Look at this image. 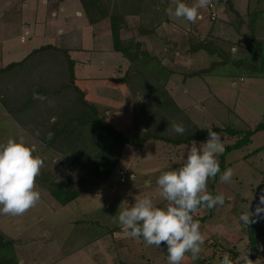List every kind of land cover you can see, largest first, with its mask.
<instances>
[{"label":"rangeland","instance_id":"rangeland-1","mask_svg":"<svg viewBox=\"0 0 264 264\" xmlns=\"http://www.w3.org/2000/svg\"><path fill=\"white\" fill-rule=\"evenodd\" d=\"M168 1V7H174V5H172V0ZM233 1L235 5L240 8H244L247 4V0ZM256 1L259 0H249L248 5L256 6ZM211 3H215L214 8H211L209 5L206 8L199 9L198 17L194 23L188 22L184 19H176L174 16L170 17L165 14L168 19L166 22L170 24L171 31H169V29L159 28L161 27V23L156 26L155 31L151 36H162L160 37V40H162L163 43L164 40L167 41V44H164L167 46L166 52H170V54L167 53L168 58L165 60V63L170 66L172 73H175L174 75H171L175 79H180V76L186 74L188 69H192V66L197 67V60H199L200 63L202 62V65L206 67L216 58L215 55L205 52L206 55L204 59H200L198 55L200 54L199 51L196 52L197 55L194 53L193 57L189 56L190 59L185 57L187 55H183L182 52H185L187 49V44L186 39L185 41L181 39L183 35L192 34L199 40H211L213 36L214 38L215 36H218L219 38L227 37L223 40L229 41L228 52L230 54L232 52L231 57L234 58V62L232 61V64L229 62L226 68L218 66L213 67L209 72H219L221 73V77L230 78L229 81L231 80L234 84L228 87L222 85L218 90H211L209 92L203 90L201 92L202 95H200L199 92L195 93L193 90L188 91L189 94L187 95V99L188 102L191 103L194 100L199 102L200 98L206 100V97H209L210 95L209 93L215 97L217 96L216 101L214 100V97L213 99L208 98L209 101L204 102L205 104L204 107L202 106L203 108L198 105L197 107L202 111L193 108L191 112L188 110V113L190 116H193V119H195L200 126V129L217 125L222 128L228 127L247 131L254 128L259 123H264V40L259 45L261 46L260 48L253 43L249 46L250 51H245L244 47L248 46L245 42L246 32L248 30L247 27L238 23L239 21L235 14L229 9V4L226 3V0H211ZM259 3H262L261 6H264V0H261ZM256 11L258 15L256 24L259 23L264 25V8L257 9ZM256 11L250 13L256 14ZM136 19L134 17H131V21L128 19L129 28L121 31L123 37L128 36V38H132L136 34V36H138L137 38H139L136 27L138 23H140V19L139 17ZM222 21L225 24L220 25L219 22ZM108 27L109 25H105L104 28H101V34L108 33ZM259 33H264V28H261ZM172 37L176 38L175 42L171 39ZM73 39L74 43L70 45L71 47L73 45H79V43H82L80 46L84 45V43L77 39L76 36ZM169 39H171V41H169ZM110 41L112 43V40ZM222 44L224 45V43ZM231 49L233 50L231 51ZM46 55L47 53L43 52L40 55L41 58L36 60L30 59L29 63L27 62V64H24L21 67H15L13 70L9 71L8 74L0 76V104H2L5 109L8 110L9 114L16 119L21 114L20 108L28 98H32L33 100L31 105H29L30 107L34 106V102L38 100H53L55 105L53 104V109L51 108V115L56 118L59 116L62 111L61 109L63 108V106H60V103H62L63 100L68 103L77 95L72 88H67L66 90L58 92L46 88L47 86H45L44 83H47V80L53 87H57L58 85L67 82L63 54L56 52L55 54H51V56L45 57ZM168 60H170V62H168ZM138 64L141 66L143 72L145 74L147 73L149 76H152V73L155 74L154 72H157L155 77L158 82L162 81V79L165 80L167 77L166 71H162L159 67L160 65L157 67V63L153 64L149 59H146L143 63L138 60ZM35 69L39 74H33ZM221 69L224 72H220ZM51 70H54L52 74L50 73ZM35 93L38 94L34 96ZM159 100H162V98H159ZM57 103H59V106H56ZM162 103L166 104V101H162ZM165 108L168 109L169 114H173L172 116L174 119L175 117H181V120H185V117H182V110H177L176 112L172 109L170 113V108H167V106L154 107L147 110H143V108L140 107L137 108L136 111L137 114H144L143 119L146 120V117L151 113V110L155 117H159L161 114L166 115ZM129 109L130 107L126 109L127 113ZM127 116L130 115L128 114ZM139 124L140 123L138 122V125ZM184 125L186 128V123H184ZM3 126H6V124L0 122V132L1 127ZM193 130L195 131V129L186 128L185 134H191L190 132ZM116 131L119 132L115 129V132ZM217 133L221 135L224 147L232 146L241 138V135L232 136L228 135L225 131H219ZM12 134L13 133L6 132L4 135L5 138H1L0 135V143L6 142ZM14 136V138H16V134ZM25 138L28 143L30 139L26 136ZM207 138L203 141L192 139L187 141L186 144L188 148H190L191 146L189 145H191V141L194 140L197 142V146H199L202 142H205ZM186 154L187 150L182 148L178 154L171 155V163L167 162L163 156L160 158L159 162H155L158 158L156 160L145 159L143 164L145 167L147 166V168H149L156 166L155 163H166L169 164V169L166 171H169L172 168L175 169L182 166L184 159H186ZM123 156L122 163L126 165L136 156L140 155L137 147H130ZM55 158L58 170L48 176H45L40 172V175L38 176L39 178L43 176L46 177H43V179L47 183L53 179L59 181L64 180L67 184L71 185V173H73L75 177H80V175L83 176V178L87 177L85 171L69 170L70 163L66 157L57 154L55 155ZM148 158H150V156ZM217 158L219 165L221 166L223 164V169L216 179L210 178L208 180L207 187L208 191L213 196L223 193L225 196V203L222 206L217 205L211 209L201 207L198 211V216H207L203 223L199 222L200 231L205 236V243L202 246V252L200 253L199 258L196 261H193L191 259V254L188 253L189 255H186L192 262H187L185 260L187 258L184 259V262L185 264H218L214 257H210L213 253L215 255L216 251H214L213 246L210 244L215 243V245H218L216 255H221L223 252L229 253L230 250H234L239 254L237 258H233L230 251V255L235 261L248 250L250 259L254 262L257 261V264H264V219H259L258 222L252 224L254 227L251 229H253L254 233L256 232L257 235H254L255 243L251 244L250 239L247 236L249 226L247 227L243 225V223L238 220V217L243 211L241 205L250 204V211L254 212L256 205L259 203V196L261 193H264V129L254 131L252 135H250V139L247 143L232 147L230 150L225 151L224 155L219 154ZM142 160L143 159H141V161ZM228 168L233 170L232 180L227 183L221 182L220 175ZM123 171L124 170L119 166L106 180L101 179V183L96 181L94 184L87 186L83 195L78 198V202H80L79 204L81 205L78 203H71L64 208L57 207L55 209H49L48 204L46 205L39 200L35 207L31 208L23 215L11 216L0 214V231L7 237L13 238L20 262L22 261V264H43V262L50 261L55 254L56 257H58V250H62L61 252L65 253L67 248L76 246L75 235L71 234V232L76 231L77 229L82 230L84 227H82L81 222H79V227H73V217H76V212H78V210H84V208L90 205L88 204L87 199L93 202L89 197L90 194L93 195L96 191L101 193L98 197L101 199V225L99 223L96 224L94 227L99 226V228L90 229L91 231H88L87 234H94L103 229H108L115 223L117 224L118 221L116 217L118 216L122 200L123 202L127 201L134 204L137 196V198L149 197V191L154 190L153 193H158V195H156L158 198L153 200V202L160 201L164 202L163 204L167 203L160 195L159 187H145L144 184L146 182L142 178L139 179V183L137 184L138 188L127 193V189L132 190L131 185H134V182L132 181L130 174H126L127 180L125 182H120L125 179L124 172L127 173L129 170ZM142 173L145 174V171H142ZM157 175L159 174L157 173ZM94 176L98 177L99 175L96 176L94 174ZM121 178H123V180H121ZM134 181L136 182L137 180ZM156 181L157 177H154L153 182L156 183ZM80 188L81 187L76 185L74 187V189L77 190H80ZM111 201L112 203L110 204ZM76 204L79 206L75 207ZM208 213L210 214L208 215ZM261 216H264V213H261ZM86 222H88V220ZM30 227L35 228L37 234L42 232L43 229L46 230V232L43 231L44 234L47 237L52 235L50 238L53 239L52 241L54 244H57L58 250H54V252H51L53 254L46 257L45 254H48L49 251L45 249L50 247V243L47 241L45 242L47 244L44 245L42 240L39 248L37 247L36 249L32 248V250H29V247L26 246L29 239L33 237L38 240L34 232L30 231ZM69 236L70 240L65 243V238H69ZM87 237L90 238L89 235H87ZM124 238H126V240ZM107 239H110L109 235L107 236ZM121 240H124V243ZM125 246H128L130 250H127ZM99 247V245L93 246V248ZM112 247L113 248H109L110 255H107L106 253L102 255L101 253V264H118L121 262L124 264H168L166 245L162 244L161 247H156L154 245L147 246L142 237L136 239L121 235L120 241L116 243V247L115 245H112ZM254 248H257L256 252H254ZM103 249L104 248L101 246V250ZM253 253H256L255 257H252L254 256ZM84 257L79 258L77 255H71L68 256L67 259L68 261H73L74 264H88L89 260H86V257Z\"/></svg>","mask_w":264,"mask_h":264},{"label":"crops","instance_id":"crops-1","mask_svg":"<svg viewBox=\"0 0 264 264\" xmlns=\"http://www.w3.org/2000/svg\"><path fill=\"white\" fill-rule=\"evenodd\" d=\"M260 1L261 0L256 1V6H253L248 5L249 0H247L246 6L244 8H240L235 5L233 0H226V3L229 4L233 10H236L241 13V15H243L242 26L244 25L247 27V24L249 25V23H251L252 26L257 27L255 33L251 32L249 29L246 32L245 42L248 44V46H245L244 50L247 52L250 51V44L254 43L257 45L259 43L260 45L264 40V33H259V30L264 28V25L259 23L256 24V19L250 20L245 18L248 16L246 15L247 13L264 8V6H261L262 3H259ZM182 2L191 5L194 4L196 0H182ZM210 4H212L211 8H214L215 3ZM131 17H134L135 19L137 18V16L130 15L127 17V21L128 19L131 21ZM219 23L220 25L225 24L223 21ZM105 25H109L108 19H103L96 24H90L84 14L80 0H0V69L4 68L8 64L20 62L29 56V54H31L33 51L43 46H52L60 50H66L70 58L74 61L76 86H78L80 90L83 91L84 99L89 104L94 105L99 114H104L107 121H109L115 129L121 132L125 138L129 140L134 139L136 141L134 144L125 143L123 145L121 157L117 166H120V168L124 171L129 170L127 173L123 171L125 179L120 182H125L127 180L126 174H130L131 179L133 177L132 181L134 182V185H131L132 190L127 189V193L138 188L137 184L139 183L140 178L145 180V187H157L158 185L157 183L153 182V178H158L162 172L169 169V164L155 163L156 166L147 168V166L145 167L143 164L145 159L156 160L158 158L155 162H159L160 158L164 156L165 160L171 163V155L178 154L182 148L185 149L184 146L187 144H174L173 142L166 141L164 139L168 138L171 140H176L185 134L177 135L173 133L170 125L174 122L182 123L183 125L186 123V125L188 124L192 129L194 127L200 128L195 119H193V116L189 115L188 110L191 112V110L194 108L195 110L202 111L197 107L198 105L203 108L205 104L204 102L209 101L210 98L213 99V97L216 101L217 96L215 97L209 93L210 95L209 97H206V100L204 98H200L199 102L196 100H194L192 103L188 102V91L193 90L195 93L199 92V94L202 95L201 92L203 90L206 92L218 90V88H221L220 86L222 85H226L228 87L234 83L231 80L229 81L230 78L221 77V73L219 72L215 73L212 71L210 73L209 70H212V68H209L210 64L205 67L202 65V62H199V60H197V67L192 66V69L190 68V70L187 68L188 71L186 74L180 76V79H175L171 76L175 73L171 74L170 72H172V70L170 66L165 63V60L168 58V54H170V52H166L167 46L165 44H167V41L164 40V44L163 41L160 40V37L162 36L158 35L139 36V38H137L138 36L135 34V37L133 36L132 38H137V40L141 42L142 49L147 51L149 55V60H151L153 64L157 63V67L160 65L159 67L162 71L166 70L167 77L165 80L162 79V81L159 83L151 84L150 86L137 81L136 84L134 83L133 89H131L130 82L135 79H132L130 76V81L129 78L123 80L125 79L124 76L128 72L130 63L119 52L113 50L112 43L110 41V28L108 27V33L106 32L105 34H101V28H104ZM159 28L169 29V31H171V26L166 21L162 22L161 27ZM75 36L84 43L83 46H80L82 43H79V45H73L72 47L70 46L74 43L73 38H75ZM123 38H128V36ZM225 38L227 37H212L216 43H220L218 45L221 46V49H223L227 55L231 57L232 52L231 54L228 52L229 41L223 40ZM171 39L174 40V42L176 41L175 37H172ZM171 39H169V41H171ZM181 39H183V41L186 39L187 44V49L182 53L183 55H187L185 57L190 59L189 56L193 57L194 53L191 54L189 52L188 34H185V36L183 35ZM222 43H224L225 47ZM232 50L233 49H231V51ZM205 52L206 51L204 50H199L200 54L198 55L200 59H204L206 55ZM45 53H47L45 57L51 56V54L56 53V50L47 48ZM40 55L41 53H38L28 58L36 60L41 58ZM195 55H197L196 52ZM168 62H170V60H168ZM227 66L228 64H225L224 66L220 67L226 68ZM53 72L54 70H51L50 73L52 74ZM220 72L224 71L221 69ZM33 74H39V72L35 69ZM44 85L47 86L46 88L48 89H56V87L51 86L52 84L48 82V80L47 83H44ZM155 88L158 92H161L158 95L159 98H165L166 100L168 98L172 99L175 106L173 109L175 110L176 107L181 109L183 111L182 117H185V120H181V117H175L174 119L173 116L169 114H161L159 117H155L152 114V110L151 113L146 117V120L143 119L144 114H137L136 109L140 106V103L143 101L144 97V95H141L139 92L143 91L144 89L153 91ZM44 90L46 89L44 88ZM133 90L136 92L133 93ZM37 94L38 93H35L34 96ZM153 99V96H149L145 99V108H154L160 106H157ZM50 101L51 99L35 101L34 106H29L25 108L23 112L21 111V114H24H20L17 119L11 116L8 110H6L5 107L0 104V122L6 124V126L1 127V138H5L4 135L6 132L13 133L10 138H14L15 134L16 138L20 136L28 137L30 139L28 144L35 149L34 155H39L46 158L44 166L41 169V172L45 176H48L49 174H52L54 171L58 170V166L55 163V155L59 154V152L56 151L52 146H48L45 141H42L43 138L49 136V133H52L50 125L55 119L53 115H51V108L53 109V104L55 105V102L52 100L51 102L53 103L50 104ZM66 103L67 102L63 100L62 103H60V106H63ZM58 104L59 103H57L56 106H59ZM129 107L130 109L127 113L126 109ZM186 107H188V110H185ZM128 114L130 116H127ZM138 122L140 123L139 125ZM49 127L50 132H47ZM37 132L39 135H36ZM130 147H137L140 156H136L134 159L124 165L122 163V158ZM149 156L150 158H148ZM141 159L143 160L141 161ZM91 163L93 164L91 165ZM95 163V160L94 162L90 161L87 168H91L90 165L94 167ZM99 167L100 170L103 168L102 166ZM69 168V170L72 171H85L87 177L83 178L81 175L80 177H75L74 174L71 173V185H68L73 189L75 185L81 188L78 196L65 205H59L56 203L51 198L48 191L42 187L41 184L46 183V181L43 179L44 176L40 178L37 177L36 179L37 190L41 194L40 201L46 205L48 204L49 209H55L57 207L64 208L71 203L79 204L80 202H78V198L83 195V192H85L87 186L94 184L96 181L101 183V176L95 177L92 173L87 171L86 167L73 165L72 163ZM142 171H145V174H143ZM157 173L159 175H157ZM134 180L137 181L135 182ZM153 192L154 190L149 191V198L155 200L158 198V196H156L158 193ZM100 195L101 193L99 191H96V193L93 195L90 194L89 198H91L93 202L87 199L88 204L90 205L84 208V210H78V212H76V217H73V227H79V222H81L82 227H84L82 230H71V234L75 235L76 238V246L67 248L65 253H63L61 252L62 250H58L57 244L53 243V239L50 238L52 235L49 234L50 236L47 237L43 232H46L44 229L42 232L37 234V232H35V228L33 227H30L29 229L30 231L34 232L38 240L32 237L29 239L26 246L29 247V250H32V248L36 249L37 247H40L41 240L44 242V245H46L47 243L45 242L48 241L50 243V247L45 249L49 251L48 254H45L46 257L53 254L51 252H54V250H58V257H56V254L54 253L55 256L50 261L43 262V264H74L73 261H68L67 259L68 256L71 255H77L79 258L85 256L86 258H84L90 261H88V264H101V253L102 255L105 253L110 255L111 253L109 248H113L112 245H115L116 247V243L120 241V236L123 235V232H117L113 235L110 233V229L119 225L117 222V224L115 223L114 225H111V227L108 229H103L100 232L94 234H87L88 231H91L90 229L99 228V226L94 227L96 224L99 223L101 225V199L98 198ZM111 203L112 201L110 204ZM127 203L129 205L133 204L130 202ZM154 203L159 207L166 206V204H163L164 202L156 201ZM78 204H76L75 207L81 205ZM202 217L206 218L207 216L205 217L198 216L197 214L195 215V219ZM87 220L88 222H86ZM199 222L203 223L204 221ZM87 235H89L90 238H88ZM108 235L110 239H107ZM65 239L66 243L70 240V236L69 238L66 237ZM124 239L126 240V238ZM121 241L124 243V240ZM35 242L37 246L35 245ZM94 245H99L100 247L93 248ZM101 246L104 248L103 250H101ZM125 247L127 250H130L128 246ZM108 258L110 259L109 256ZM185 258H187L185 259L187 262H192L187 255ZM181 264H185L184 260L181 262Z\"/></svg>","mask_w":264,"mask_h":264},{"label":"trees","instance_id":"trees-1","mask_svg":"<svg viewBox=\"0 0 264 264\" xmlns=\"http://www.w3.org/2000/svg\"><path fill=\"white\" fill-rule=\"evenodd\" d=\"M82 4V8L84 14L90 24H96L97 22L108 19L109 21V28H110V36L112 40V47L113 50L119 52L124 58L129 61L128 72L124 76L126 80L130 76L131 78L135 79L130 82L131 89L134 87V83L136 84L137 81L141 82L142 84H151L159 83L155 75L149 76L147 73L145 74L138 64V60L145 62L148 58V53L144 49H142V44L137 38H123L121 35V31L124 29L129 28V24L127 21V17L137 16L140 19V23H138L136 27V31L138 32L139 36H150L154 33L156 26L160 25L163 21H167V17L165 16L166 12L165 9L168 8L169 1L168 0H80ZM229 9L235 14L238 23L242 25L243 22V15L236 10H233L230 6ZM245 18L250 20L257 19V11L256 14L254 13H247ZM235 18V19H236ZM166 19V20H165ZM257 22V21H256ZM249 23V22H248ZM256 26H252L251 23L247 24V29L251 32L256 31ZM189 37V52L195 53L199 50H204L212 55H215L216 58L212 60L210 63V67H220L228 64L232 61L234 62V58L227 55V53L221 49V46L218 45L213 39H201L199 40L196 36L188 35ZM259 46V43L257 44ZM259 46L258 48H260ZM47 48H52L56 50V52H60L63 54L64 62H65V70L67 76V82L58 85L56 89L53 91H63L67 88H72L77 95L71 101L63 105L62 111L60 112L59 116L56 117L53 123L50 125L52 129V136L49 139L47 136L42 139L45 141L47 145L52 146L55 148L56 151L59 152L60 155L67 158L70 165H79L81 167H86L89 173H94L96 176H101V179L108 178L118 166L122 148L125 143L134 144L136 141L134 139H127L125 138L121 132H115V128L113 125L107 121L106 116L104 114H99L96 107L92 104H89L84 99V93L78 86H76L75 75H74V61L70 58L69 54L64 49L54 48L52 46H43L39 49L33 51L29 56L21 60L20 62H15L8 64L4 68L0 69V76L8 74L9 71L13 70V68L21 67L24 64L29 63V60L34 54L43 53L47 50ZM251 66V65H250ZM21 70V69H20ZM166 71V70H165ZM131 74H130V73ZM129 73V75H128ZM167 73V71H166ZM169 73V72H168ZM172 74V72H170ZM193 74V73H190ZM122 80V81H123ZM44 89V88H43ZM39 90V89H38ZM147 91V92H144ZM37 92V90H36ZM136 92V91H135ZM133 90V93H135ZM144 92V93H143ZM62 93V92H61ZM141 95H144L143 101L140 103V107L143 110L149 109L145 108L146 98L149 96H153V100L156 102V105H160L159 107L167 106V108L173 109L174 102L172 99L162 98L159 100L158 95L161 92H158L156 88L151 90H143L139 92ZM146 97V98H145ZM34 98V97H33ZM32 98H28L23 106L20 108L23 112L25 108L29 107L32 103ZM162 101H166V104H163ZM142 104V105H141ZM166 109V108H165ZM137 110V109H136ZM174 110V109H173ZM181 111L178 107H176L175 111ZM188 110V107L185 108ZM168 109H166V115H168ZM171 115V114H169ZM173 115V114H172ZM171 115V116H172ZM142 121V120H141ZM188 129H192L189 125H186ZM50 127L48 128L47 132H50ZM213 131H225L228 135L232 136H240L241 138L238 139L232 146H225V150L221 155H224L225 151L230 150L232 147H237L242 144H245L249 141L250 135L256 130L264 129V123L257 124L254 128L241 131L233 128L228 127H220L217 125L210 126ZM200 128H193L191 134L187 133L181 138L176 140H171L168 138H164L166 141L173 142L174 144H182L187 143V141L196 139V140H204L208 137V129ZM95 165L92 167L91 163L89 166L90 161L94 162ZM99 166L103 168L100 170ZM223 169V164L220 166V172L217 174L215 179L219 176ZM93 174V175H94ZM43 188H45L51 198L58 203L59 205H65L70 201L74 200L80 190L73 189L70 187L67 182L59 181V180H51L49 183L41 184ZM210 214V213H209ZM205 218H197L198 221H204ZM254 226L251 224L249 225L247 236L250 239V244L255 243L254 235L257 233L253 231ZM110 233L113 235L117 232H123L120 225L114 226L112 229L109 230ZM213 246L215 251L211 254L210 257H214L218 264L219 261L222 259V255H216L218 245L215 243L210 244ZM229 251V250H228ZM233 258L238 257L237 251H232ZM229 251V253H230ZM257 251V248H254V252ZM255 257L256 253H253ZM243 262L240 261V264ZM0 264H21L20 260L18 259V255L15 248V242L12 237H7L3 232L0 231ZM118 264H124L123 262ZM201 264V263H200Z\"/></svg>","mask_w":264,"mask_h":264},{"label":"clouds","instance_id":"clouds-1","mask_svg":"<svg viewBox=\"0 0 264 264\" xmlns=\"http://www.w3.org/2000/svg\"><path fill=\"white\" fill-rule=\"evenodd\" d=\"M211 0H196L187 4L182 0H172V5L165 9L166 15L176 19L195 22L199 9L210 5ZM53 103L50 101V104ZM173 133L183 135L186 128L182 123L170 125ZM208 138L197 146L191 141L186 159L182 166L162 172L157 178L160 195L167 202L165 207L157 206L149 197L135 198V203H121L116 217L123 235L131 238H143L147 246L166 245L168 264H181L186 254L196 261L202 252L205 236L200 231V223L194 217L201 207L211 209L224 205L223 193L213 196L208 191V180L220 172L218 155L225 150L222 137L211 127ZM36 135H39L37 132ZM52 133H49L50 139ZM25 136L9 138L0 143V214L20 216L35 207L41 198L37 190L36 179L40 175L45 159L34 155ZM233 170L226 169L220 175L221 182H231ZM133 179V177H132ZM243 211L238 220L245 226L264 219V193L259 196L255 211H250V204L241 205ZM219 264H257L249 258L248 250L238 260H233L230 253L223 252Z\"/></svg>","mask_w":264,"mask_h":264},{"label":"built area","instance_id":"built-area-1","mask_svg":"<svg viewBox=\"0 0 264 264\" xmlns=\"http://www.w3.org/2000/svg\"><path fill=\"white\" fill-rule=\"evenodd\" d=\"M210 7H212V4H210ZM121 180H123V178H121Z\"/></svg>","mask_w":264,"mask_h":264}]
</instances>
